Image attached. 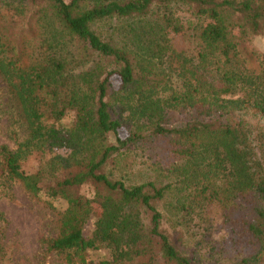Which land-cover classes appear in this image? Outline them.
Listing matches in <instances>:
<instances>
[{
    "label": "trees",
    "instance_id": "1",
    "mask_svg": "<svg viewBox=\"0 0 264 264\" xmlns=\"http://www.w3.org/2000/svg\"><path fill=\"white\" fill-rule=\"evenodd\" d=\"M263 34L264 0H0V117L14 140L0 175L66 201L46 252L264 264V54L251 48ZM84 184L93 196L74 193ZM213 208L238 235L230 262Z\"/></svg>",
    "mask_w": 264,
    "mask_h": 264
},
{
    "label": "rangeland",
    "instance_id": "2",
    "mask_svg": "<svg viewBox=\"0 0 264 264\" xmlns=\"http://www.w3.org/2000/svg\"><path fill=\"white\" fill-rule=\"evenodd\" d=\"M38 37L35 24L31 25L29 43L35 44L39 39ZM178 42L185 45L184 41L176 40L177 44ZM251 48L259 54H264V34L251 40ZM31 50L29 49V52ZM73 50L76 51V49ZM111 82L112 88H115L119 83L116 77H112ZM3 86L4 82L0 78V93L3 91ZM2 99L4 100V98ZM120 131L122 135L126 133L123 129ZM110 139L112 140L111 136ZM1 144L14 146V140L10 137L6 114L0 117ZM39 160V157L31 158L28 165L37 166ZM43 180L46 182L45 179ZM74 193L91 197L94 195V187L84 184L74 188ZM65 207L66 201L62 198L48 197L45 192L32 195L24 189L20 182H7L0 175V237H2L3 247L0 264H63L59 256L53 252H46L44 240L56 235L58 213ZM93 210L94 215L100 214L101 209L95 203ZM211 220L213 237L218 241V247L223 248L224 246L225 250L228 251L225 255L230 262L232 258H235L233 245L238 243L234 244L233 238H237L238 235L232 228L230 229V238L228 237L225 233L227 229L222 227L220 215L216 208L212 209ZM92 230L93 220H90L85 224L83 232L88 235ZM190 240L194 241L193 238ZM87 256L93 262L108 258L109 254L106 250H88Z\"/></svg>",
    "mask_w": 264,
    "mask_h": 264
}]
</instances>
